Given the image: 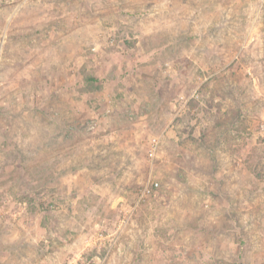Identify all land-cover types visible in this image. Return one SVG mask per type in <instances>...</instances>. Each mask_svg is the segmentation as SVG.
Returning a JSON list of instances; mask_svg holds the SVG:
<instances>
[{"label":"rangeland","instance_id":"1","mask_svg":"<svg viewBox=\"0 0 264 264\" xmlns=\"http://www.w3.org/2000/svg\"><path fill=\"white\" fill-rule=\"evenodd\" d=\"M0 264H264V0H0Z\"/></svg>","mask_w":264,"mask_h":264},{"label":"built area","instance_id":"2","mask_svg":"<svg viewBox=\"0 0 264 264\" xmlns=\"http://www.w3.org/2000/svg\"><path fill=\"white\" fill-rule=\"evenodd\" d=\"M158 146V142L157 140H153V150H152V153H151V156H154L155 154V150H156V147ZM158 187V184H150L148 186H146V188L144 189V192H143V195H147V194H150L151 191L153 190V187Z\"/></svg>","mask_w":264,"mask_h":264}]
</instances>
